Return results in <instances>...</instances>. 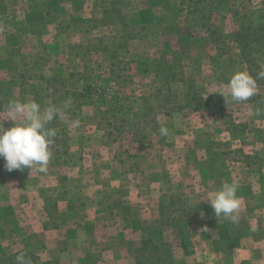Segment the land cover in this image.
Segmentation results:
<instances>
[{
    "label": "rangeland",
    "instance_id": "374dc122",
    "mask_svg": "<svg viewBox=\"0 0 264 264\" xmlns=\"http://www.w3.org/2000/svg\"><path fill=\"white\" fill-rule=\"evenodd\" d=\"M215 5L203 22L223 34L225 55L205 28L182 39L180 0H121L123 14L149 29L148 40L132 41L121 56L154 58L167 50L185 76L169 83L181 108L175 103L170 114H158L159 127L153 124L139 144L100 127L98 95L84 103L78 93L85 60L93 56L106 71L110 59L96 47L123 35L121 24L106 21L112 1L0 0V124L14 125L2 120L12 98L55 104L66 116L50 124L58 133L47 172L8 171L0 157V264L22 251L29 264H39L30 254L43 264H133V250L149 235L169 243L178 264H214L225 240L264 235V80L246 102L233 104L220 93L234 72L249 71L236 32L264 25V0ZM259 35L253 59L264 70V31ZM232 181L243 200L236 225L216 216L207 200Z\"/></svg>",
    "mask_w": 264,
    "mask_h": 264
},
{
    "label": "trees",
    "instance_id": "16d2710c",
    "mask_svg": "<svg viewBox=\"0 0 264 264\" xmlns=\"http://www.w3.org/2000/svg\"><path fill=\"white\" fill-rule=\"evenodd\" d=\"M111 1L112 7L107 11L106 21L121 24L123 35L121 40L113 46L96 47L97 53L99 51L101 54L106 53L110 59L106 71L103 70L101 61L93 60V56L85 60L83 71L79 74L85 85L83 91L78 93L84 98V103L89 99L92 100L94 94L98 95L99 100L96 101V104L101 113L99 116L100 127L105 126L111 133L120 137L129 134L134 142L140 144L149 139L148 130L153 124L155 131L159 127L158 114H170L174 110L172 105L175 103L177 107L181 108L179 99L177 100V95L172 92L169 83L183 82L184 71L176 60L169 58L167 50L156 53L154 58L150 54H145L146 52L133 53L131 57L121 56L129 51V44L132 41L148 40L149 29L148 26L135 24L133 20L123 14L119 7L121 0ZM180 3L186 9V15L176 22L180 27L179 32L182 39H188L193 31L205 28L211 40L218 45L217 49L222 53L221 55H225L228 48L220 42L223 34L218 29L212 28V25L203 22L208 18V14L212 17L217 9L215 0H180ZM245 29L243 28V30ZM263 31L264 25H260L257 30L248 27L245 32L242 29L236 32L235 41L253 76L262 71L253 57L255 48L260 41L259 32ZM134 68L138 70L137 73L133 72ZM143 78H153L154 81L146 83L143 82ZM187 80L189 81L187 93L190 94L194 85L191 80ZM157 81L161 85L157 84ZM110 82L111 84H109ZM258 82L260 81L258 80ZM127 87L130 89L125 90ZM153 87L154 89L151 90ZM108 95L110 98L107 97ZM177 198H180V195L171 198L169 205L174 207ZM181 233L184 235V231ZM20 253H24L28 257L26 251ZM17 255L18 253L10 258L11 264H16ZM132 256L133 264H178L172 246L169 243L157 242L151 235L143 238L141 246L133 250ZM30 257L33 262L43 264L38 256L30 254Z\"/></svg>",
    "mask_w": 264,
    "mask_h": 264
},
{
    "label": "clouds",
    "instance_id": "9594fccd",
    "mask_svg": "<svg viewBox=\"0 0 264 264\" xmlns=\"http://www.w3.org/2000/svg\"><path fill=\"white\" fill-rule=\"evenodd\" d=\"M258 80H264V70L253 76L248 70L234 72L226 87L227 93L220 91L227 100L234 103L248 101L259 94ZM225 87L224 85L221 86ZM67 107V105H65ZM7 112L6 118L11 119L14 125L6 128L0 124V157L5 160L8 171L36 166L38 171L47 172L52 152L50 146L54 143L57 130L50 127L56 118L66 120L65 112L55 104L46 107L34 99L12 98L3 109ZM79 121H73L69 126H78ZM161 136H168L169 129L162 126L159 129ZM239 185L236 181L225 182L212 192L208 201L216 216L225 217L236 225L239 223V212L243 200L238 194ZM255 231V229H253ZM17 264H29L24 253L16 257Z\"/></svg>",
    "mask_w": 264,
    "mask_h": 264
},
{
    "label": "crops",
    "instance_id": "0c3cea01",
    "mask_svg": "<svg viewBox=\"0 0 264 264\" xmlns=\"http://www.w3.org/2000/svg\"><path fill=\"white\" fill-rule=\"evenodd\" d=\"M258 234L252 232L245 238L225 240L223 248L214 252L217 255L214 264H264V235Z\"/></svg>",
    "mask_w": 264,
    "mask_h": 264
}]
</instances>
